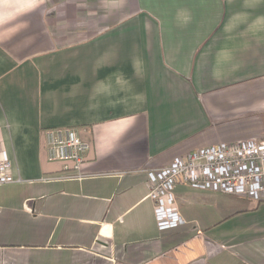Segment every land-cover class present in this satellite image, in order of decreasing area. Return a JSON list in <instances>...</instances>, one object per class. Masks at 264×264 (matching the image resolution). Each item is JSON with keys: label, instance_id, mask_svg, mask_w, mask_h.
Here are the masks:
<instances>
[{"label": "crops", "instance_id": "crops-1", "mask_svg": "<svg viewBox=\"0 0 264 264\" xmlns=\"http://www.w3.org/2000/svg\"><path fill=\"white\" fill-rule=\"evenodd\" d=\"M89 144L78 170L45 132ZM264 140V0H0V264H264V203L148 173ZM20 179L19 181H17Z\"/></svg>", "mask_w": 264, "mask_h": 264}, {"label": "built area", "instance_id": "built-area-1", "mask_svg": "<svg viewBox=\"0 0 264 264\" xmlns=\"http://www.w3.org/2000/svg\"><path fill=\"white\" fill-rule=\"evenodd\" d=\"M45 137L51 162H70L78 170L82 167L89 144L76 130L49 129ZM10 168L8 154L0 150V186L16 182ZM177 185L264 203V140L201 148L176 158L165 168L149 172L147 197L154 205L155 220L161 232L186 224L175 197Z\"/></svg>", "mask_w": 264, "mask_h": 264}, {"label": "trees", "instance_id": "trees-1", "mask_svg": "<svg viewBox=\"0 0 264 264\" xmlns=\"http://www.w3.org/2000/svg\"><path fill=\"white\" fill-rule=\"evenodd\" d=\"M197 190V189H196ZM200 191H202V190H200ZM229 196V195H228Z\"/></svg>", "mask_w": 264, "mask_h": 264}, {"label": "rangeland", "instance_id": "rangeland-1", "mask_svg": "<svg viewBox=\"0 0 264 264\" xmlns=\"http://www.w3.org/2000/svg\"><path fill=\"white\" fill-rule=\"evenodd\" d=\"M167 167V166H166ZM165 168V167H164Z\"/></svg>", "mask_w": 264, "mask_h": 264}]
</instances>
